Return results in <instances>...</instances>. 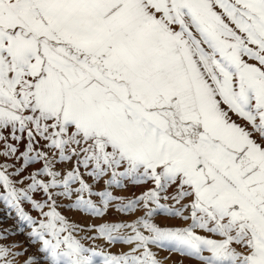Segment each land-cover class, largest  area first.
Instances as JSON below:
<instances>
[{"label":"snow or ice","instance_id":"obj_1","mask_svg":"<svg viewBox=\"0 0 264 264\" xmlns=\"http://www.w3.org/2000/svg\"><path fill=\"white\" fill-rule=\"evenodd\" d=\"M25 120L88 139L140 189L115 197L132 219L86 231L40 209L53 264H264V0H0V122Z\"/></svg>","mask_w":264,"mask_h":264},{"label":"rangeland","instance_id":"obj_2","mask_svg":"<svg viewBox=\"0 0 264 264\" xmlns=\"http://www.w3.org/2000/svg\"><path fill=\"white\" fill-rule=\"evenodd\" d=\"M0 135V247L24 250L21 260L32 257L31 264H53L32 231L38 211L45 206L85 231L101 222L100 216L107 221L133 218L117 215L116 204L123 206L125 201L115 197L139 194L134 177L118 159H105L88 139L75 132L54 133L42 120L0 122ZM49 197L56 209L48 203ZM162 217L158 213L156 219L164 223ZM111 250L118 251L119 246ZM158 255L164 264H196L166 250H158ZM93 264H102L101 257H93Z\"/></svg>","mask_w":264,"mask_h":264},{"label":"bare ground","instance_id":"obj_3","mask_svg":"<svg viewBox=\"0 0 264 264\" xmlns=\"http://www.w3.org/2000/svg\"><path fill=\"white\" fill-rule=\"evenodd\" d=\"M1 123H3V122H1ZM8 123H9V122H8ZM6 129H7V128H6ZM3 130H4V129H3ZM1 131H2V130H1ZM15 132H16V131H15ZM2 135H3V134H2ZM0 136H1V135H0ZM11 136L13 137V135H11ZM28 136H29V135H28ZM7 137H8V136H7ZM14 137H15V136H14ZM14 137H13V138H14ZM17 137H18V136H17ZM1 138H2V136H1ZM1 138H0V139H1ZM8 142H9V141H7V143H8ZM10 142L12 143V141H10ZM10 142H9V143H10ZM13 143H14V141H13ZM13 143H12V144H13ZM12 144H11V145H12ZM15 144H16V143H15ZM15 146H16V145H15ZM5 147H6V146H5ZM12 147H13V145H12ZM4 149H5V148H4ZM6 153H7V152H6Z\"/></svg>","mask_w":264,"mask_h":264}]
</instances>
